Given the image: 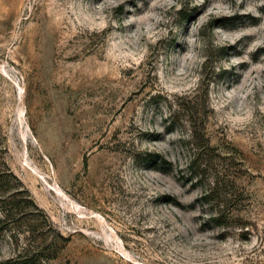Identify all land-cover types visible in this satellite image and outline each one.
I'll return each instance as SVG.
<instances>
[{"label":"rangeland","instance_id":"rangeland-1","mask_svg":"<svg viewBox=\"0 0 264 264\" xmlns=\"http://www.w3.org/2000/svg\"><path fill=\"white\" fill-rule=\"evenodd\" d=\"M12 259L264 264V0H0Z\"/></svg>","mask_w":264,"mask_h":264},{"label":"trees","instance_id":"trees-1","mask_svg":"<svg viewBox=\"0 0 264 264\" xmlns=\"http://www.w3.org/2000/svg\"><path fill=\"white\" fill-rule=\"evenodd\" d=\"M225 218V217H224ZM223 218H221V219H218V220H222ZM222 224V226L225 224V223H221ZM4 264H35L34 262L32 263H30L29 261H18V260H14V259H12V260H8L6 263H4Z\"/></svg>","mask_w":264,"mask_h":264}]
</instances>
